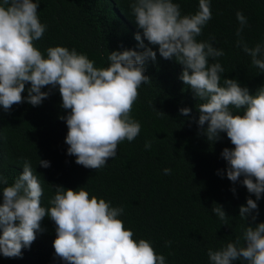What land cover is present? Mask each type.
Wrapping results in <instances>:
<instances>
[{"label": "clouds", "instance_id": "1", "mask_svg": "<svg viewBox=\"0 0 264 264\" xmlns=\"http://www.w3.org/2000/svg\"><path fill=\"white\" fill-rule=\"evenodd\" d=\"M39 4V0H0V106L9 112L14 104L24 102L26 84H30L27 103L33 106L49 96L42 88L58 87L62 108L70 110L66 117H60L68 127L67 154L75 156L78 165L98 170L109 158L116 157L121 142H132L140 134L141 125L131 112L140 86L151 82L145 75V65L149 59L155 61L156 52L151 48L143 52L112 51L108 66L103 68L95 67L85 54L64 46L47 48L45 57L34 44L47 29L38 16ZM210 5L211 0H199L195 14L182 15L180 4L173 0H131L130 12L149 43L159 46L160 55L183 65L180 79L199 101L198 125L208 141L215 142L226 133L234 145L222 152L228 164L226 175L233 183L243 176V186L255 195V200L250 196L239 210L240 218L251 217L255 223L257 201L264 195V86L252 95L236 79L223 78L221 83L224 68L218 58L225 55L224 50L210 41L197 40L212 19ZM236 19V35L240 37L236 46L264 72V44L249 47L241 35L247 18L237 11ZM135 39L139 47H145L139 33ZM210 58L214 62L209 63ZM239 110L243 115L237 114ZM191 111L180 109L184 116ZM145 148H151L150 141ZM39 164L50 167L49 161L40 160ZM164 173L171 174V169L165 168ZM0 185H8L2 173ZM0 192V254L4 257H18L24 247H30L47 216L56 225L55 254L67 264H166L165 256L158 255L150 241H137L134 232L125 228L119 218L123 207L90 197L84 187L73 190L56 186L50 206H41L43 188L27 160L14 183ZM212 211L226 221L228 215L221 205ZM208 258L210 264L240 260L264 264V222L248 224L235 242L218 250L209 249Z\"/></svg>", "mask_w": 264, "mask_h": 264}, {"label": "trees", "instance_id": "2", "mask_svg": "<svg viewBox=\"0 0 264 264\" xmlns=\"http://www.w3.org/2000/svg\"><path fill=\"white\" fill-rule=\"evenodd\" d=\"M173 2L180 4L182 15L198 11L199 0ZM39 3L38 16L47 29L34 44L45 57L47 48L64 46L85 54L95 67L103 68L108 66L107 57L112 51L143 52L151 48L156 52L155 61L149 59L145 65V75L151 82L140 86L131 112L141 131L134 141L121 142L116 157L109 158L103 168H85L75 162V156L67 154L68 127L60 117H66L70 110L62 108L58 87L42 88L50 94L39 106H33L27 103L30 84H26L24 102L14 104L9 112L0 106V173L8 179V185H0V190L14 183L27 160L43 188L41 206H50L56 186L73 190L84 187L90 197L104 198L113 207H123L119 218L125 228L134 232L137 241H150L155 252L165 256L166 264H210L209 249L218 250L235 242L248 224L264 222V195L257 201L259 215L255 223L251 217L240 218V206L246 205L250 196L254 200L256 197L243 186V176L235 183L227 178L228 164L222 152L234 145L226 133H221L215 142L208 141L198 125L199 101L180 79L183 65L175 58H163L159 46L144 37L130 12L131 0ZM210 6L212 19L197 40L210 41L224 50L225 55L218 58L224 68L221 83L223 78L236 79L255 95L264 86V72L254 67L251 57L236 46L240 39L236 35V12L241 11L247 18L241 35L248 46L264 44V0H211ZM137 33L144 48L135 39ZM212 62L210 58L209 63ZM181 108L192 111L184 116ZM157 110L165 114H158ZM237 114L243 115V110ZM149 141L151 148L146 149ZM40 160L49 161L50 167L41 166ZM165 168L171 169V174L166 175ZM216 204L228 215L226 221L213 213ZM56 235L55 223L46 216L31 246L24 247L18 257L0 254V264H67L55 254Z\"/></svg>", "mask_w": 264, "mask_h": 264}]
</instances>
